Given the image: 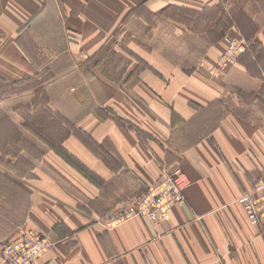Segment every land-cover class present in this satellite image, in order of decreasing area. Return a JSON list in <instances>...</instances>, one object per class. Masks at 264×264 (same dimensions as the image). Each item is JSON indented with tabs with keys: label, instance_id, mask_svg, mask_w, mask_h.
Here are the masks:
<instances>
[{
	"label": "crops",
	"instance_id": "crops-1",
	"mask_svg": "<svg viewBox=\"0 0 264 264\" xmlns=\"http://www.w3.org/2000/svg\"><path fill=\"white\" fill-rule=\"evenodd\" d=\"M0 19V42L8 34L31 44V53L22 45L13 61L0 60L1 75L43 71L54 76L49 89L91 71L114 76L95 105L77 103L114 116L83 111L72 120L80 137H65L89 172L48 149L22 185L23 223L0 240L47 234L53 248L35 264H264V218L250 223L236 202L264 182V123L250 118L264 71L238 59L218 77L204 69L244 22L250 41L264 44V0H0ZM199 20L205 29L194 33ZM225 21L223 37L210 40ZM108 59L119 61L104 71ZM78 90L88 99L96 91L84 83ZM228 99L234 106L203 135L199 111ZM174 165L190 180L183 206L158 224L139 217L106 227L103 219Z\"/></svg>",
	"mask_w": 264,
	"mask_h": 264
},
{
	"label": "rangeland",
	"instance_id": "rangeland-1",
	"mask_svg": "<svg viewBox=\"0 0 264 264\" xmlns=\"http://www.w3.org/2000/svg\"><path fill=\"white\" fill-rule=\"evenodd\" d=\"M2 22V20L0 19ZM185 21V20H184ZM197 21H193L195 24ZM200 27H192L193 32L196 30L204 31L202 21H198ZM220 28L214 31V34H207L210 40H216L223 37V33L229 27L228 21L222 23ZM241 36L249 43L248 53L238 59L247 63L255 72L258 71L252 56L264 44L257 41H250L253 36V28L246 26L244 22L241 26ZM190 29V28H189ZM240 31V30H239ZM227 34V33H226ZM225 34V35H226ZM15 35H10V42H0V60L5 64L11 59L13 61L15 47L21 50V46L27 48L30 52L29 43H20L13 41ZM3 36V39L6 38ZM226 37V36H225ZM224 37V38H225ZM2 37H0L1 39ZM193 45V44H192ZM259 59L262 61V69H264V52H261ZM187 63L196 62L193 58ZM119 60H106L102 66V70L107 71L111 66H116ZM194 65V64H193ZM139 66V64H138ZM13 68V66H11ZM198 67V65H197ZM82 71V68H81ZM91 71V70H88ZM85 73L81 75H72L70 80L63 81L57 85L56 89H49V82L52 77L50 74L38 72L36 74H0V235H6L12 231L17 225H21L26 217L29 205L28 193L22 189L25 180L29 178L31 169L35 163L45 158V152L48 149L59 153L67 161L74 164L84 173H88L89 169L82 161L73 153L65 149V141L68 134L80 137V131L76 126L75 118L80 117L83 111L87 112L94 109L100 117H113L114 114L108 108L96 110V107H79L78 101L83 100L84 104L91 103L95 96L98 99L104 98L110 92L105 87L112 77L110 74ZM211 76V75H210ZM58 77V76H56ZM264 81V76H262ZM66 83V85H63ZM84 83L95 88L96 91H89L93 96L85 95L86 91H77L78 84ZM68 87V90H64ZM72 89H76L73 91ZM80 95V96H79ZM236 99V97H234ZM258 109L251 111L250 118L256 122H263L261 117L264 116V89L261 96L258 97ZM225 102V101H224ZM234 106L231 99L225 104L219 102L214 105L213 109H202L199 111V126L203 135L210 128L218 123L230 108ZM243 112L246 109L240 108ZM246 113V112H245ZM248 113V112H247ZM73 120V121H72ZM201 137V136H200ZM82 138L91 142L82 135ZM69 143H67L68 145ZM92 147L95 145L91 144ZM20 232V231H18ZM0 244L6 242L5 239L0 240Z\"/></svg>",
	"mask_w": 264,
	"mask_h": 264
},
{
	"label": "built area",
	"instance_id": "built-area-1",
	"mask_svg": "<svg viewBox=\"0 0 264 264\" xmlns=\"http://www.w3.org/2000/svg\"><path fill=\"white\" fill-rule=\"evenodd\" d=\"M224 39L226 48L216 63L204 66L206 72L214 77L220 76L226 65L237 61L249 49L248 41L241 35L226 36ZM189 184L188 176L179 166L174 165L141 195L129 204L118 207L103 221L109 229L139 217L154 224L165 222L172 208L185 204L184 192ZM236 202L243 208L250 223L259 224L264 218V182H258L241 193ZM53 245L54 242L47 234L29 230L1 245V259L5 264H35Z\"/></svg>",
	"mask_w": 264,
	"mask_h": 264
},
{
	"label": "trees",
	"instance_id": "trees-1",
	"mask_svg": "<svg viewBox=\"0 0 264 264\" xmlns=\"http://www.w3.org/2000/svg\"><path fill=\"white\" fill-rule=\"evenodd\" d=\"M261 52H264V47H260L259 50H256L254 52V54H250L249 56H252L253 62L255 63V66L257 67L258 71L260 72V69H262V61L259 59V54ZM248 52H246L245 54H242L238 59H240L241 57L245 56ZM249 69H251L252 71H254L251 67L248 66ZM264 71V69H262ZM256 74V73H255ZM260 76H263V74L260 73Z\"/></svg>",
	"mask_w": 264,
	"mask_h": 264
}]
</instances>
